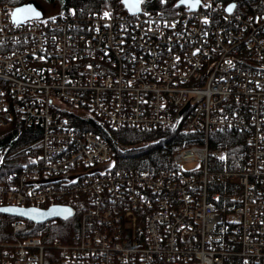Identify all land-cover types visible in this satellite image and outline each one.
I'll use <instances>...</instances> for the list:
<instances>
[{
  "label": "built area",
  "instance_id": "1",
  "mask_svg": "<svg viewBox=\"0 0 264 264\" xmlns=\"http://www.w3.org/2000/svg\"><path fill=\"white\" fill-rule=\"evenodd\" d=\"M156 1L22 22L0 5V127L41 129L38 154L0 182V206L79 199L81 210L68 243L21 237L15 220L0 264H264V9ZM73 117L202 144L178 150L174 168L113 170L109 142ZM212 131L245 135L244 170L210 168L225 154L210 149Z\"/></svg>",
  "mask_w": 264,
  "mask_h": 264
},
{
  "label": "trees",
  "instance_id": "2",
  "mask_svg": "<svg viewBox=\"0 0 264 264\" xmlns=\"http://www.w3.org/2000/svg\"><path fill=\"white\" fill-rule=\"evenodd\" d=\"M223 1L234 2L237 10L244 14L264 9V0H261L258 6L253 5L251 0ZM41 2L56 4L61 11L70 5L80 7L86 13L106 12L112 16H119L126 11L122 0H0V4L15 7L33 3L37 8H41ZM140 2L143 8H151V3L158 6L156 0H140ZM71 119L83 129L102 134L109 142L113 150L111 159L113 170L142 169L156 172L174 168L173 155L178 150L202 144L201 136L198 133L170 129L156 131L135 128L112 129L96 117H89L86 120L79 117ZM40 134V127L28 126L23 121H15L9 126L0 127V182H4L10 173L19 171L23 164L28 162L29 157L38 154L39 149L36 142L39 140ZM208 144L212 150L219 146L225 150L223 156H214L210 159L212 170L241 171L246 168L247 158L244 155L246 144L243 133L212 131ZM70 204L75 208L74 217L58 218L44 224H35L29 220L0 212V243L11 240L12 224L15 220L25 222L26 230L21 237H38L45 244H50L55 239H60L63 243L70 242L72 234L78 227L81 213V210L77 208L79 199L77 203L72 201ZM52 253L58 255L51 249L46 251L47 255Z\"/></svg>",
  "mask_w": 264,
  "mask_h": 264
},
{
  "label": "water",
  "instance_id": "3",
  "mask_svg": "<svg viewBox=\"0 0 264 264\" xmlns=\"http://www.w3.org/2000/svg\"><path fill=\"white\" fill-rule=\"evenodd\" d=\"M122 3L124 5V8L127 12L130 14H137L141 10V2L140 0H122ZM190 3H195V0H190ZM135 5V7L133 6ZM178 5H185L189 6V3H181V0H179ZM199 3L196 4V6L190 7L191 9H197ZM33 9L36 12L40 13V16H42L41 11L33 4V3H27L20 6H16L13 10V17L16 22H22L28 19L37 18L36 16H25V15H17L18 12L22 9ZM231 8L232 11L235 8V3L231 2L227 5L226 9ZM230 11V12H232ZM229 12V11H228ZM38 17V18H39ZM69 209L71 214L68 215L66 213H60V214H51L53 209ZM0 209H6L7 211H0L3 214L20 217L25 220H29L35 224H44L49 221H53L55 219L61 218V219H68L75 216V211L71 206L67 205H51L47 208H41L36 206H27V207H20V206H1Z\"/></svg>",
  "mask_w": 264,
  "mask_h": 264
},
{
  "label": "snow or ice",
  "instance_id": "4",
  "mask_svg": "<svg viewBox=\"0 0 264 264\" xmlns=\"http://www.w3.org/2000/svg\"><path fill=\"white\" fill-rule=\"evenodd\" d=\"M200 2V0H195V3H190V0H181V3H189L190 7H195L196 4H198ZM135 7V5H133ZM228 11H232L231 8L228 9ZM17 15H25V16H36L37 18L40 16L39 12L34 11L33 9L29 8V9H22L20 10V12L17 13ZM105 15L107 16L108 14L105 13ZM0 211H7L6 209H0ZM60 213H66L68 215L71 214L69 209H53L52 213L53 215L55 214H60Z\"/></svg>",
  "mask_w": 264,
  "mask_h": 264
},
{
  "label": "rangeland",
  "instance_id": "5",
  "mask_svg": "<svg viewBox=\"0 0 264 264\" xmlns=\"http://www.w3.org/2000/svg\"><path fill=\"white\" fill-rule=\"evenodd\" d=\"M39 10L43 15L48 17L57 16L63 12L60 10L58 5L56 4L51 5V4H47L46 2H41V8Z\"/></svg>",
  "mask_w": 264,
  "mask_h": 264
},
{
  "label": "bare ground",
  "instance_id": "6",
  "mask_svg": "<svg viewBox=\"0 0 264 264\" xmlns=\"http://www.w3.org/2000/svg\"><path fill=\"white\" fill-rule=\"evenodd\" d=\"M1 5V4H0ZM8 5V4H7ZM67 206H71V205H67ZM73 209H74V211H75V208L73 207V206H71Z\"/></svg>",
  "mask_w": 264,
  "mask_h": 264
}]
</instances>
